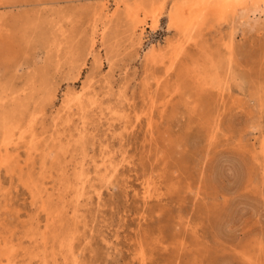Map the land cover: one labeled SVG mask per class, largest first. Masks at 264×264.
Masks as SVG:
<instances>
[{"label": "rangeland", "instance_id": "374dc122", "mask_svg": "<svg viewBox=\"0 0 264 264\" xmlns=\"http://www.w3.org/2000/svg\"><path fill=\"white\" fill-rule=\"evenodd\" d=\"M105 1L0 0V149L5 127L33 116L40 137L0 166V252L9 244L27 264L42 252L49 264H141V251L146 264H264V26L212 14L190 42L168 30L187 0ZM155 12L158 28L143 31L136 13ZM209 63L218 85L202 75ZM103 149L117 168L108 181ZM148 178L158 198H143Z\"/></svg>", "mask_w": 264, "mask_h": 264}, {"label": "bare ground", "instance_id": "6f19581e", "mask_svg": "<svg viewBox=\"0 0 264 264\" xmlns=\"http://www.w3.org/2000/svg\"><path fill=\"white\" fill-rule=\"evenodd\" d=\"M110 0L105 1V9L108 8L107 4L109 3ZM119 1V0H118ZM184 1V0H183ZM120 4V3H119ZM118 5V3H116ZM103 11V10H102ZM106 11V10H105ZM225 13L229 14L231 16L232 23L235 24L236 21H238L242 26L246 25L249 28H254L256 26H264V0H187L185 3L181 5H175L173 8H171L170 11V16H169V23H168V30L171 32H175L177 35L182 36L183 38L187 39L188 41H194V33L198 34L196 32L200 25L204 23L205 20L209 18L212 14H217L220 16V18H223L222 16H225ZM140 14V13H139ZM136 13V19L137 22L140 24L141 29L144 31L146 27L151 26L153 30L157 29L159 26V17L161 15V12L154 13V14H144L145 18L144 19H139V15ZM135 15V14H134ZM141 15V14H140ZM100 16V15H99ZM98 16V17H99ZM228 16V15H227ZM229 16V18H230ZM212 18V17H211ZM215 19V18H214ZM227 19V18H226ZM209 20V19H208ZM210 21V20H209ZM231 23V21H230ZM228 23V24H230ZM206 25V24H205ZM203 25L202 27H204ZM231 25V24H230ZM229 26V25H228ZM232 30V29H231ZM234 30V29H233ZM200 33V29H199ZM176 35V36H177ZM173 40V38H170ZM182 39V38H181ZM233 40V39H232ZM198 41V40H197ZM191 45V44H190ZM198 46V45H197ZM179 47V45L177 46ZM181 47V46H180ZM156 49V48H155ZM162 49V48H161ZM187 49V47H186ZM161 51V50H160ZM174 51V50H173ZM178 51V50H177ZM176 52V51H175ZM162 55V54H161ZM163 56V55H162ZM209 57V56H208ZM171 58V57H170ZM213 58V57H212ZM165 59V58H164ZM163 59V60H164ZM215 59V58H214ZM149 60V59H148ZM165 61V60H164ZM175 61V57L172 59V64ZM160 62V61H159ZM166 62V61H165ZM209 62V60H208ZM208 62L206 63L208 65ZM214 62V61H213ZM212 62V63H213ZM165 64V63H163ZM205 64V62H204ZM210 65V63H209ZM220 65V64H219ZM168 66V65H167ZM198 66V65H197ZM206 66V65H205ZM211 66V65H210ZM222 66V65H221ZM203 67V65H202ZM201 67V68H202ZM225 67V66H224ZM230 67V66H229ZM199 68V67H198ZM210 69L204 70V73L202 75L205 76L209 81H212V83L217 84V79L218 78V68L214 64H212ZM197 70V69H196ZM203 70V69H202ZM211 71V73H210ZM197 72V71H196ZM206 73V74H205ZM169 74V73H168ZM197 75V74H196ZM220 76V75H219ZM197 77V76H196ZM195 77V79H196ZM203 77V76H202ZM224 77V76H223ZM201 78V77H200ZM204 78V77H203ZM199 79V77H198ZM206 80V79H202ZM207 80V81H208ZM216 80V82H215ZM221 81V80H220ZM219 81V82H220ZM222 82V81H221ZM158 83V82H157ZM204 83V82H203ZM201 82L199 85H203ZM198 84V83H197ZM211 84V83H210ZM209 84V86H210ZM212 84V85H213ZM218 85V84H217ZM204 86V85H203ZM208 86V83H207ZM214 86V85H213ZM223 86V85H222ZM206 87V86H205ZM209 88V87H208ZM207 88V89H208ZM89 89V88H88ZM94 89V88H93ZM211 89V88H210ZM222 89V88H221ZM226 89V86H225ZM209 91V90H208ZM212 91V90H211ZM228 91V90H226ZM260 91V90H259ZM222 92V91H221ZM85 95H86V89L83 87L81 91L77 92V96L75 97L76 100H74V105L78 107L79 109V114H80V119L81 123L85 126L87 119L85 118V114L87 112V105L85 104ZM218 95V94H217ZM224 95V93H223ZM260 95V94H259ZM258 96V95H256ZM225 97V96H224ZM153 98V97H152ZM155 98V97H154ZM225 100V98H223ZM260 101V100H259ZM71 102H73L72 99L67 100L66 105H69ZM96 101H94L95 103ZM127 102V101H126ZM130 102V101H128ZM152 104V103H151ZM261 104V103H260ZM131 105V104H130ZM157 105V104H156ZM260 106V105H259ZM262 106V104H261ZM152 107V106H151ZM67 110H72V105L66 108ZM90 109V108H89ZM149 109V108H148ZM153 112V111H152ZM107 115V114H106ZM70 114L68 115V118L66 119L65 123H68L71 121V117H69ZM103 118V117H102ZM139 118V117H138ZM86 119V120H85ZM112 119V118H111ZM104 120V119H103ZM148 120V118H147ZM89 121V120H88ZM218 123V122H217ZM36 117L33 116L31 119L30 124L25 127L23 124H8L4 131H3V144L2 148L0 149V155L2 160L0 161L1 164L0 166L7 167L10 165V162H12L13 159V153L19 148V146L24 143L25 146L28 148L30 151H36L38 150V143H39V135H37V131L35 128L36 125ZM81 124V125H82ZM127 124V123H126ZM125 124V126H126ZM151 125V124H150ZM84 126L79 130L80 135L84 133ZM134 126V124L132 125ZM136 126V125H135ZM112 128V125H110ZM77 128V127H76ZM121 128V127H120ZM125 129H128V126L125 127ZM214 129V128H213ZM76 130V129H75ZM78 130V129H77ZM133 130V129H132ZM126 131V130H125ZM215 129L213 130V132ZM86 132V131H85ZM129 133V131L127 132ZM131 133V132H130ZM129 133V134H130ZM214 134V133H213ZM73 135V134H72ZM78 135V133H77ZM125 136V134H124ZM121 137V136H120ZM60 138V137H59ZM69 138V137H68ZM74 139V138H73ZM214 139V138H213ZM72 141V140H71ZM72 143V142H71ZM70 143V144H71ZM74 143V141H73ZM72 145V144H71ZM107 147V146H106ZM104 148V147H103ZM261 151V150H260ZM71 152V151H70ZM102 156V163H99L96 165L97 172L100 174L101 178L104 181H108L111 176L114 174V172L117 171V168L114 166L113 163V156H110V154H107V151L103 149V152H101ZM16 154V152H15ZM69 154V153H68ZM71 156V154H70ZM74 158V156H73ZM261 159V158H260ZM73 160V159H72ZM87 165V164H86ZM81 166V165H79ZM84 166V165H83ZM81 168V167H80ZM85 169V168H84ZM80 171V170H79ZM83 172V171H82ZM119 172V171H118ZM117 174V173H116ZM92 175V174H90ZM119 175V174H118ZM83 173L79 176L78 179V192L83 193L85 190V179L83 177ZM116 177V176H115ZM90 179V178H88ZM99 179V178H98ZM75 180V179H74ZM100 180V179H99ZM113 180V179H112ZM150 180V178L146 179L145 184L143 185V198L145 200L153 199L155 197H159L160 195V188L159 186H156L153 181L152 182H147ZM70 182V181H69ZM75 182V181H74ZM73 183V182H72ZM71 183V184H72ZM112 183V181H111ZM110 183V184H111ZM144 183V182H143ZM96 184V183H94ZM105 185V184H104ZM158 185V184H157ZM72 186V185H71ZM95 186V185H94ZM65 187V186H64ZM73 187V186H72ZM90 187V186H89ZM93 187V186H92ZM71 188V187H70ZM72 189V188H71ZM88 189V188H87ZM70 190V189H69ZM67 191V190H66ZM74 191H76L74 189ZM83 191V192H82ZM100 191V190H99ZM69 192V191H67ZM66 192V193H67ZM135 192V191H134ZM64 193V191H63ZM65 193V194H66ZM73 193V192H72ZM80 193L78 197L80 196ZM95 193V192H94ZM75 194V193H74ZM89 194V193H88ZM137 194V193H136ZM82 195V194H81ZM67 196V195H66ZM89 196V195H88ZM101 196V195H100ZM68 197V196H67ZM81 197V196H80ZM70 199V198H69ZM80 199V198H78ZM77 199V200H78ZM99 199V198H98ZM142 199V198H141ZM75 200V198H74ZM86 201V200H85ZM69 202V201H68ZM72 202V201H71ZM98 202V201H97ZM79 203V202H78ZM100 203V202H99ZM145 203V202H144ZM81 204V203H80ZM68 205V204H67ZM71 205H75L71 203ZM77 205V204H76ZM69 206V205H68ZM89 206V204H88ZM78 207V206H77ZM68 208V207H67ZM81 210V209H80ZM83 211V210H82ZM78 217H80L78 215ZM85 220V219H84ZM83 220V221H84ZM85 225V223H84ZM40 232V231H39ZM36 233V232H35ZM45 234V233H44ZM58 236V235H57ZM59 238V237H58ZM47 239V238H46ZM71 239V238H70ZM69 239V240H70ZM40 240V239H39ZM73 240V239H72ZM58 241V240H57ZM47 242V241H46ZM64 242V241H63ZM70 242V241H69ZM2 243V242H1ZM0 243V246H1ZM40 242H38L39 244ZM58 243V242H57ZM43 244V243H42ZM48 244V243H46ZM62 244V243H61ZM7 244L4 247V250L0 252V264H27L25 260H18V255L16 254L15 248L13 246H8ZM44 245V244H43ZM70 246L69 244H67ZM65 246V245H64ZM141 246V245H140ZM139 246V248H141ZM45 247V245H44ZM71 247V246H70ZM1 248V247H0ZM64 248V247H63ZM62 248V250H63ZM3 249V248H2ZM67 250V249H66ZM70 249V256L72 259L76 260L75 254L71 251ZM144 251V249H142ZM46 251V250H45ZM48 251V250H47ZM64 251V250H63ZM69 251V250H68ZM76 252V251H75ZM145 252V251H144ZM141 251L139 254V259L141 264H146L147 263V256L145 253ZM51 253V252H50ZM65 253V251H64ZM68 253V252H67ZM248 254V253H247ZM38 255V254H37ZM41 256L38 257L39 264H49L47 256L42 252L40 254ZM49 255V254H47ZM52 256V255H51ZM49 256V257H51ZM69 256V257H70ZM67 257V256H66ZM254 257V256H252ZM56 260V257H54ZM263 258V257H262ZM67 258L64 259L66 261ZM150 259V258H149ZM250 259V258H249ZM252 259V258H251ZM54 260V261H55ZM246 260V258H245ZM53 261V260H51ZM57 262V261H56ZM249 262V261H248ZM256 262V260H255ZM73 263V262H72ZM79 263V261H78ZM254 261L252 262V264ZM33 264V263H32ZM251 264V263H250Z\"/></svg>", "mask_w": 264, "mask_h": 264}]
</instances>
